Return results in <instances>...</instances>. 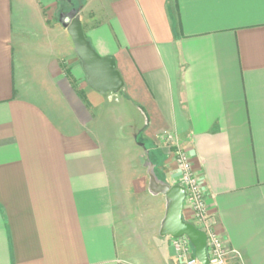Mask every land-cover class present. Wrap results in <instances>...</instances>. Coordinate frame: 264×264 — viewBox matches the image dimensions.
Returning a JSON list of instances; mask_svg holds the SVG:
<instances>
[{
  "label": "crops",
  "instance_id": "1",
  "mask_svg": "<svg viewBox=\"0 0 264 264\" xmlns=\"http://www.w3.org/2000/svg\"><path fill=\"white\" fill-rule=\"evenodd\" d=\"M71 1L124 86L89 87L57 0H0V264H123L121 179L150 155V183L178 184L169 143L232 261L264 264V0ZM172 240L144 263L183 264Z\"/></svg>",
  "mask_w": 264,
  "mask_h": 264
},
{
  "label": "water",
  "instance_id": "2",
  "mask_svg": "<svg viewBox=\"0 0 264 264\" xmlns=\"http://www.w3.org/2000/svg\"><path fill=\"white\" fill-rule=\"evenodd\" d=\"M79 9L73 8L61 12L59 21L72 38L74 49L82 62L87 75V84L100 93H117L124 86V80L117 68L116 60L110 55H100L87 39L79 16ZM144 145V143H141ZM155 192L163 193L167 198L165 217L162 220L160 234L174 238L186 236L194 246V253L201 264H210L206 233L183 217L186 189L181 184L166 185Z\"/></svg>",
  "mask_w": 264,
  "mask_h": 264
},
{
  "label": "rangeland",
  "instance_id": "3",
  "mask_svg": "<svg viewBox=\"0 0 264 264\" xmlns=\"http://www.w3.org/2000/svg\"><path fill=\"white\" fill-rule=\"evenodd\" d=\"M61 4V9L70 11L74 3H69V0H57ZM59 13H57V17ZM170 138V137H169ZM140 140V139H139ZM138 140V141H139ZM170 142L172 139L170 138ZM141 143H146V147L149 148V143L144 140H140ZM169 143L168 147V162L176 163L179 175L177 178L178 184L183 182L182 172L177 163L178 150L180 147L174 148ZM127 148V147H125ZM128 150V149H127ZM132 154V153H131ZM138 164V177L127 187L128 176L127 174L121 179V184H125L124 188L121 187L120 198V218L117 222V235L119 250L122 258L123 264H145L144 257L146 249L152 251L157 248V239L159 237V230L161 220L163 219V207L160 201V196L154 194L153 187L150 183L151 177V165L154 167V161L149 155V161L143 156H139ZM121 163L123 161V156H120ZM143 159V160H142ZM151 163V164H150ZM121 166H123L121 164ZM126 170V169H125ZM145 179V185L139 188V183L143 182ZM131 181H129L130 183ZM156 241V242H155ZM172 244L176 251V244L172 240ZM192 244V243H191ZM193 249L194 246L192 245ZM152 249V250H150ZM157 250V249H156ZM155 250V251H156ZM195 250V249H194ZM179 259H181L179 257ZM182 260V259H181ZM183 261V260H182ZM183 264L184 261H183Z\"/></svg>",
  "mask_w": 264,
  "mask_h": 264
},
{
  "label": "built area",
  "instance_id": "4",
  "mask_svg": "<svg viewBox=\"0 0 264 264\" xmlns=\"http://www.w3.org/2000/svg\"><path fill=\"white\" fill-rule=\"evenodd\" d=\"M177 163L181 169L183 185L186 189L185 200L192 212V223L207 235V248L210 264H237L232 261V256L241 258V253L228 247L223 237L216 229L203 194L199 187L198 179L191 167L190 160L185 150H178ZM176 252L185 264H201L195 256L194 249L188 237L174 238Z\"/></svg>",
  "mask_w": 264,
  "mask_h": 264
},
{
  "label": "trees",
  "instance_id": "5",
  "mask_svg": "<svg viewBox=\"0 0 264 264\" xmlns=\"http://www.w3.org/2000/svg\"><path fill=\"white\" fill-rule=\"evenodd\" d=\"M63 10H64V9H62L60 12H62ZM139 139H140V140H143V138H142V137H139V138H138V140H139ZM140 140H139V141H140Z\"/></svg>",
  "mask_w": 264,
  "mask_h": 264
},
{
  "label": "flooded vegetation",
  "instance_id": "6",
  "mask_svg": "<svg viewBox=\"0 0 264 264\" xmlns=\"http://www.w3.org/2000/svg\"><path fill=\"white\" fill-rule=\"evenodd\" d=\"M145 144V143H144Z\"/></svg>",
  "mask_w": 264,
  "mask_h": 264
}]
</instances>
